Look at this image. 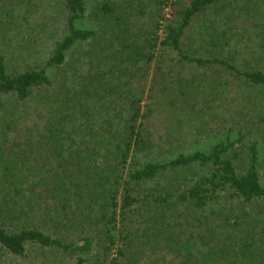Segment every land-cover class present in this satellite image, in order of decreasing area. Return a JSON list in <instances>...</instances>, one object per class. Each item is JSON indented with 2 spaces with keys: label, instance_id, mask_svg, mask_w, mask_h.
<instances>
[{
  "label": "trees",
  "instance_id": "obj_1",
  "mask_svg": "<svg viewBox=\"0 0 264 264\" xmlns=\"http://www.w3.org/2000/svg\"><path fill=\"white\" fill-rule=\"evenodd\" d=\"M227 4L0 0V264L78 241L96 264H264V43L221 40L264 25ZM32 19L62 31L41 65ZM75 58L81 85L53 74Z\"/></svg>",
  "mask_w": 264,
  "mask_h": 264
},
{
  "label": "rangeland",
  "instance_id": "obj_2",
  "mask_svg": "<svg viewBox=\"0 0 264 264\" xmlns=\"http://www.w3.org/2000/svg\"><path fill=\"white\" fill-rule=\"evenodd\" d=\"M229 1H230V5L227 4V7L225 9H227L228 13H233V0H229ZM253 3L254 5H252V9L250 10L253 15L252 19L255 20L256 23L263 26L264 25V0H253ZM22 5H26V3L23 2ZM150 8H151V3H150V6L148 7V10ZM237 14L238 13H236L234 17H231V22H233L231 23L232 26L226 27L227 36L225 35V38L227 37V39L222 38L221 40L223 43L227 41L228 44L232 45L231 49H235L238 58H241L244 55H246L247 57L252 58V62H253L254 60L257 59V56L255 54L253 55L247 52L255 49V47H258V44L264 43V31L260 29L253 30L252 28H255V27L251 25V34L245 33L242 29V24L240 21L241 18L238 17ZM30 15L31 14H29L28 17H30ZM32 17H30V19ZM57 17L58 15L54 18H57ZM147 21L148 19H145V22ZM58 25L59 24L56 22L51 26V28L48 30L51 32V35L50 37H46V38L40 36L39 27L37 26V24H35V22H33V19L31 20L29 25H24L21 28V32L18 35L20 46L24 48V46L27 44L28 49L32 52L31 56H37L38 58H43L39 62L40 65L43 64L45 57H47L46 54L51 49L52 42L57 37L59 38V35L62 32L60 29L61 27H59ZM203 34H205V36H208L207 30L206 31L204 30ZM14 44L16 45L17 42L15 41ZM2 46L3 45L0 39V47L2 48ZM86 47L87 46H83V45H79L78 47H75L71 51V53H69L70 56L68 58H74L76 56L78 57L80 55L79 51H81L82 49H85ZM225 49H227V46L225 47ZM39 55L41 56L39 57ZM75 60H76L75 61L76 64H73L72 61H69V65L71 66L70 67L71 69L68 66L67 67L69 69L65 68L64 66L63 67L61 66L59 69L55 68L54 71L52 70L54 76L60 75L63 78L68 77L69 81L73 80V83H78L79 85H81L82 84L81 83L82 82V76H81L82 69H81V66L78 60L76 58ZM75 69H76V72L78 73L76 74L74 78H72V72L75 71ZM105 78L109 79L111 82H114L116 80V74L110 71H106ZM120 91L123 93V97H125L124 93L126 92V88L125 87L120 88ZM233 95L234 94H232V96ZM110 97L113 98L115 96L113 94H110ZM121 104L127 105L125 100L122 103H119L118 105H121ZM97 105H99V103H97ZM228 106L230 108H234L235 105H229V104L223 105L221 111L222 112L225 111L223 108H226ZM149 129L155 136L160 135V133L157 131L156 126L150 125ZM158 148L162 150L161 147H158ZM82 246H83V242L78 241L77 245L71 248L68 252H62L61 250L56 249V248L41 249L36 246H29L27 256H25L24 259H20L19 264H77L78 257L79 256L82 257L84 255V252L81 250ZM93 253L84 255V258L86 261L83 264H96L95 258H94L95 256ZM124 264H126V262H124ZM136 264H152V263L148 260L142 259L141 261L137 260Z\"/></svg>",
  "mask_w": 264,
  "mask_h": 264
}]
</instances>
